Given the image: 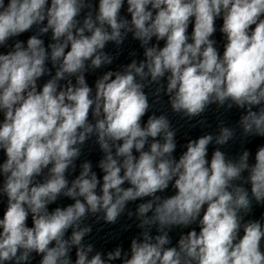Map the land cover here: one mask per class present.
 Segmentation results:
<instances>
[{
	"label": "clouds",
	"instance_id": "9594fccd",
	"mask_svg": "<svg viewBox=\"0 0 264 264\" xmlns=\"http://www.w3.org/2000/svg\"><path fill=\"white\" fill-rule=\"evenodd\" d=\"M129 34L143 59L89 86L86 73L116 58L109 42ZM0 48V264H264V214L247 218L264 206V145L254 162L243 147L264 138V0H0ZM164 96L187 121L213 104L242 115L177 159L168 115L142 119ZM89 140L102 182L88 161L70 181ZM229 141L241 144L235 157L221 150ZM60 197L73 202L50 210ZM125 213L140 230L127 250L85 243L89 217L111 225Z\"/></svg>",
	"mask_w": 264,
	"mask_h": 264
},
{
	"label": "water",
	"instance_id": "95a60500",
	"mask_svg": "<svg viewBox=\"0 0 264 264\" xmlns=\"http://www.w3.org/2000/svg\"><path fill=\"white\" fill-rule=\"evenodd\" d=\"M98 4V0H96ZM122 14L126 15V5L125 8L122 9ZM130 18V16H129ZM222 24L221 20L217 21V28H219ZM191 31V26L189 28V32ZM34 33H24L18 39L23 40L26 43L27 38ZM50 33L41 37L44 39L45 46L51 42ZM214 38L218 41V49L222 54V34L217 31L214 34ZM155 42V40H153ZM163 41L160 42V46H163ZM106 52L115 56L116 58L113 61L112 65H107L102 67L101 69L95 70V72L86 73V80L89 83V86L94 87L95 79L102 75L107 70H119L122 65H126L131 62L132 59H137L138 61L143 59V49L140 47L138 41L133 40L131 34L128 35L126 40L122 45L117 48V46L113 42H109L105 49ZM135 52L136 55H130L131 52ZM6 52V49L0 48V53ZM49 67L51 65L49 64ZM54 74V71H53ZM48 77H42L39 81L40 86L42 87L43 83L46 82ZM150 103L152 102V97L150 96ZM155 111L157 115L166 114L168 115L172 125L177 129L176 141H177V149L174 152V156L178 159L179 156L186 150L184 145H186L189 139H197L205 134H212L213 136L219 134V126L220 122L223 121V126L226 127H237L239 117L242 115V110L237 109L235 106L231 110H225V107H220L219 109L215 104L210 105L205 113L201 114L200 117L193 118L191 121H187L186 119H181L178 115L173 114L170 109V105L167 102V96H164L162 100L157 103L153 109L149 110V113H146L145 117L142 118L146 123L147 116L152 114ZM204 120L205 123L202 125L198 121ZM239 133V129H237ZM94 140V138H93ZM93 140H89L82 147L81 156L75 161L76 168L75 170L69 171L67 174L68 179L71 181L75 178L76 175L79 174L80 164L85 161L91 162L93 166V171H95L98 175V178L101 179L102 182V171L99 169L98 164L99 160L103 157L102 151L99 149V146L93 142ZM264 145V138L261 137H252L249 139L248 143L243 147L247 148L251 153L252 157L250 158L252 162H254V153L255 150ZM220 146L213 144L209 145V159L211 157L212 152ZM222 151H225L230 157L237 156L241 151V144L239 141H229L228 145L221 147ZM5 159L3 151L0 150V163ZM2 180V178H0ZM127 186V185H126ZM165 195L175 194V191L170 187L165 190ZM73 201L67 197H60L55 204L49 205V209L53 210L56 206H67ZM141 201L130 202L127 205V209L131 211H135L138 203ZM5 208V204L0 202V218H2L3 211ZM264 214V206L254 205L252 214L247 217L249 219H260L261 215ZM85 223L90 224L92 226V232L85 237V243H92L95 250L101 252H108L113 250L116 246H123L126 250L130 247V242L133 237H135L139 233V229L136 228V223L138 221L135 220V217L129 219L126 215H122L116 224H105L103 221L97 223L94 217H89ZM29 226H31V219L28 221ZM192 227H196L197 231L198 226L193 225ZM190 229H184L183 231L186 233ZM180 229H173L170 232V236L172 238L173 246L176 244ZM153 234H155V230H153ZM73 259H75V253L73 251ZM39 257H35L32 264H38ZM119 264V262H116Z\"/></svg>",
	"mask_w": 264,
	"mask_h": 264
}]
</instances>
